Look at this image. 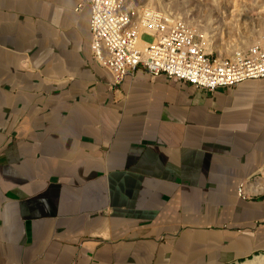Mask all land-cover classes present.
<instances>
[{"label": "crops", "instance_id": "crops-1", "mask_svg": "<svg viewBox=\"0 0 264 264\" xmlns=\"http://www.w3.org/2000/svg\"><path fill=\"white\" fill-rule=\"evenodd\" d=\"M78 3L0 0V264L264 254V77L115 84Z\"/></svg>", "mask_w": 264, "mask_h": 264}, {"label": "built area", "instance_id": "built-area-1", "mask_svg": "<svg viewBox=\"0 0 264 264\" xmlns=\"http://www.w3.org/2000/svg\"><path fill=\"white\" fill-rule=\"evenodd\" d=\"M85 3L91 7L93 56L115 84L140 68L154 77L165 74L208 91L264 77V39L219 56L197 38L191 23L168 17L152 5L138 0H79L78 7ZM144 34L153 40L143 39ZM246 185H239L240 196L262 191L259 185L246 193Z\"/></svg>", "mask_w": 264, "mask_h": 264}, {"label": "rangeland", "instance_id": "rangeland-1", "mask_svg": "<svg viewBox=\"0 0 264 264\" xmlns=\"http://www.w3.org/2000/svg\"><path fill=\"white\" fill-rule=\"evenodd\" d=\"M138 1H139V3H142L141 0H138ZM155 1H157L158 3L170 2L169 3L170 5H172L174 7H178L179 9L174 10V13L177 15L182 16L184 13V15L189 16V14L192 11L193 14L190 17H194L196 15V17H194L192 20L194 22L193 23L194 24L193 29H195V28L198 29V27L196 25L197 22H195L196 20H199L200 23H205L207 29L209 30L208 32L210 34L209 38H208L210 40V45L213 46L214 49H218L219 44L221 46H225L228 48L229 45L231 46L233 44V42L235 44V41H237V40H239L238 43L236 42L237 44H242V42L246 38L249 39V41L246 43H250L251 40L253 41L254 39L259 38V35H258V37H256L257 32H255V31L258 30L260 25L264 26V13L262 14L261 18L257 17L258 12H260V11H258V10H260L259 8H261L260 5L262 3H264V0H221L222 6L225 5L224 9L227 10L226 13L229 15H230L231 10H236L237 11L236 13H238V14L240 13V15L242 17V12H243V14L245 13L243 10L245 8H248V6H252L253 10H250V12H247V13L250 15L252 14L253 16H256L257 19L251 21L250 19L247 18L248 20L244 24H243L241 18L238 19L239 23H240L239 24L240 27L238 29L216 27V23H214L216 11L213 8H211V7H214V5H211L213 0H152V4L157 6ZM199 1L202 2L203 6H205V7L208 6V8L202 7V5L200 7L199 3H198ZM234 4H235V8H234ZM202 12H203V14L201 15ZM256 22L258 23V25L256 24ZM235 30H236V32H235ZM235 37H236V39H235ZM197 38L203 42V36L201 34H197ZM143 39H145L147 41H152L153 36H151L149 34H144ZM231 39H233V40H231ZM231 41H233V42H231ZM204 46L206 47L205 44H204ZM239 47H242V46H238V48ZM214 52L219 53L216 50H214ZM224 54L228 55V51H224ZM256 256H264V254H260V255L257 254L254 257H251L249 259H254ZM246 261L247 260H243V261H240V262L234 263V264H239V263H243Z\"/></svg>", "mask_w": 264, "mask_h": 264}, {"label": "bare ground", "instance_id": "bare-ground-1", "mask_svg": "<svg viewBox=\"0 0 264 264\" xmlns=\"http://www.w3.org/2000/svg\"><path fill=\"white\" fill-rule=\"evenodd\" d=\"M141 1H142V4H144V5H151L152 4V0H141ZM155 2H156L157 6H155L153 4L152 5L155 6L157 9L161 10L168 17H175L176 19H179L181 21H185V22L187 21L188 23H191L194 26V24H193L194 22L192 20H193L194 17H196V15L194 17H190L193 14L192 11L189 14V16L184 15V13L181 16V15H177V14L174 13V10L179 9V8L170 5L169 4L170 2H168V3H158L157 1H155ZM198 3H199V6L201 7L202 2L199 1ZM211 5H214V7H211V6L210 7L213 8L216 11V16L214 18V23H216V27H221V28L225 27V28H231V29H238L240 27L239 26L240 23H239L238 19L241 18L242 22L244 24L248 19L253 21V20L257 19V17L261 18L262 14L264 13V3H262L260 5L261 8H259L260 10H258L260 12H258V14H257L258 16L257 17L253 16L252 14H251L252 15L251 16L250 14L247 13V12H250V10H253L252 6H248V8H245L243 10L245 13L243 14V12H242V17H241L240 13L239 14L236 13L237 12L236 10H231L230 11V15L227 14L226 13L227 10L224 9L225 5L222 6L221 0H213ZM202 7H205V6L202 5ZM205 8H208V6H206ZM234 8H235V4H234ZM202 14H203V12L201 13V15ZM195 22H197L196 25L198 27V29L197 28L194 29L195 34H201L203 36V43L206 45L207 49L209 51L216 50L217 52H219L218 53L219 56H224L225 55L224 51H228V54H230L234 50H236L238 48V46L246 47L252 42L264 39V26L260 25L258 30L255 31V32H257L256 33V37H258V35H259L258 39H254L253 41L251 40L250 43H246V42L249 41V39L246 38V39H244L242 44H237L239 42V40L235 41V44H234L233 41H231V42H233V44L231 46L229 45L228 48L225 47V46H221L219 44L218 45V49L219 50H218V49H214L213 46L210 45V40L208 39L210 34L208 32L209 30L207 29L205 23H200L199 20H196ZM256 24L258 25L257 22H256ZM235 32H236V30H235ZM235 39H236V37H235ZM231 40H233V39H231ZM260 184L263 185V187H262V191H263L264 190V181H262ZM239 264H264V256H256L254 259H248L246 262L239 263Z\"/></svg>", "mask_w": 264, "mask_h": 264}]
</instances>
